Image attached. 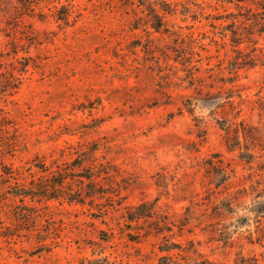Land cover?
Returning a JSON list of instances; mask_svg holds the SVG:
<instances>
[{
	"label": "rangeland",
	"instance_id": "obj_1",
	"mask_svg": "<svg viewBox=\"0 0 264 264\" xmlns=\"http://www.w3.org/2000/svg\"><path fill=\"white\" fill-rule=\"evenodd\" d=\"M161 1L0 0V264H264V0ZM96 166L103 197L15 196Z\"/></svg>",
	"mask_w": 264,
	"mask_h": 264
},
{
	"label": "trees",
	"instance_id": "obj_2",
	"mask_svg": "<svg viewBox=\"0 0 264 264\" xmlns=\"http://www.w3.org/2000/svg\"><path fill=\"white\" fill-rule=\"evenodd\" d=\"M23 3H25L26 5L29 6H33L34 0H20ZM258 1V0H257ZM162 3L159 6V13L166 15L168 13H173V10H171V5L170 3H168L166 0H162ZM38 5V4H36ZM152 11L156 12L155 7L152 5ZM67 12L66 15L64 16V20H68L70 17V13L72 12L70 8H66ZM158 12V11H157ZM159 13H156L159 16ZM156 16V17H158ZM162 17V16H161ZM165 21H163L162 18L158 17V22L157 24L152 23V27L156 30L159 31L161 29L162 24ZM7 74V76H6ZM0 75H2L7 83L10 84H6L4 85L3 88L7 87L8 89H18L19 85L21 84L22 81V77L21 76H17V74H15L13 71L10 72L9 70H1L0 69ZM22 75V74H20ZM6 89V88H5ZM5 91V90H4ZM3 91V92H4ZM3 95L2 92H0V97ZM225 125V126H224ZM241 125L244 126L243 128V136L245 140H248L247 138H249L250 140H255V144L258 141V139H256L257 137H259L257 135V128L253 127L252 129L248 130V132H245V123L244 121L241 122ZM229 127H226V124H222L221 128L224 129L227 133H229ZM255 131V132H254ZM226 145L228 147V149L230 151H234L237 148L241 149V141H240V134L238 132V130L235 131L234 135L232 137H228L226 138ZM248 149V155H249V160L248 162H252L253 159H255L256 155L254 154V152H252V149L250 150ZM103 165V164H102ZM97 168V170H93L90 172V174L88 176H81L82 178H86L89 182L87 184V189L86 191H83L81 189H74L72 188V185L70 182H68V179H72V175L73 174H69L70 172L68 171H75V169H70V170H65L62 172H57V173H53L51 175V177L48 176L49 179H46L45 181H42L41 185L39 186L40 188L38 189V191H31V192H27V190H25L24 192H16L15 196H20L23 198L30 196L32 199L38 197V198H46V199H67L70 202H76V203H84V197H90V198H94L95 196H101L103 197L104 194H106V192L103 190V186H101V180H99L101 174L103 171L100 170V167H95ZM77 169V168H76ZM232 172H234V170H232ZM104 174L108 175L109 172H103ZM230 175V173H228ZM228 174H225L226 177H230ZM75 175V174H74ZM77 177V176H74ZM236 177V176H235ZM227 178H225L226 180ZM49 180V181H48ZM243 190H246V187L242 188ZM257 197L261 196L260 193H264V186H257ZM152 204L151 203H147V202H143L141 204H139L138 206L134 207V211L130 214V219L134 220V219H138V218H142V217H152L154 216L155 212L154 210H152L151 208ZM147 208H150V210H145ZM167 225V224H165ZM170 226H164L163 230L161 231H171V228H169ZM166 244L165 246H161V251H166V252H171L175 249L179 250V254L182 255V253H185L184 255L187 257V259L189 260L188 262H192L194 264H213L211 261H209L208 259H204L202 261H197L196 259H193L190 254L189 251L191 250V254H196L197 256H202L201 253L197 252L196 249H193V247L189 248L188 250H185L186 247H184L182 245L181 242H171L168 239H166ZM190 245H194L193 241L190 240L189 241ZM189 256V257H188ZM167 257V256H166Z\"/></svg>",
	"mask_w": 264,
	"mask_h": 264
}]
</instances>
